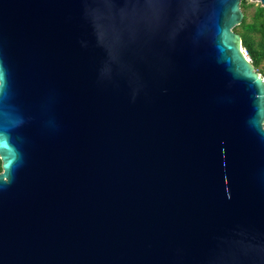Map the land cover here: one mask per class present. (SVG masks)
<instances>
[{
  "label": "water",
  "instance_id": "water-1",
  "mask_svg": "<svg viewBox=\"0 0 264 264\" xmlns=\"http://www.w3.org/2000/svg\"><path fill=\"white\" fill-rule=\"evenodd\" d=\"M240 2L0 0V264H264Z\"/></svg>",
  "mask_w": 264,
  "mask_h": 264
},
{
  "label": "trees",
  "instance_id": "trees-1",
  "mask_svg": "<svg viewBox=\"0 0 264 264\" xmlns=\"http://www.w3.org/2000/svg\"><path fill=\"white\" fill-rule=\"evenodd\" d=\"M253 6L247 0H241L243 18L233 29L239 33L241 43L255 69L264 77V6L257 4L248 20L247 8ZM1 170V161H0Z\"/></svg>",
  "mask_w": 264,
  "mask_h": 264
},
{
  "label": "rangeland",
  "instance_id": "rangeland-1",
  "mask_svg": "<svg viewBox=\"0 0 264 264\" xmlns=\"http://www.w3.org/2000/svg\"><path fill=\"white\" fill-rule=\"evenodd\" d=\"M248 3L253 4V6H250L249 8H247L246 13L248 15V20L250 19V15L253 12L254 6L257 4H260V2L256 1V0H247Z\"/></svg>",
  "mask_w": 264,
  "mask_h": 264
},
{
  "label": "built area",
  "instance_id": "built-area-1",
  "mask_svg": "<svg viewBox=\"0 0 264 264\" xmlns=\"http://www.w3.org/2000/svg\"><path fill=\"white\" fill-rule=\"evenodd\" d=\"M245 53H246V51H245ZM246 55H247V53H246ZM248 56V55H247Z\"/></svg>",
  "mask_w": 264,
  "mask_h": 264
}]
</instances>
